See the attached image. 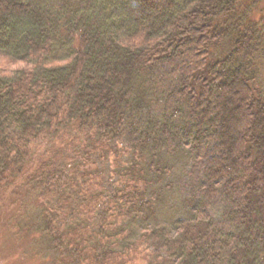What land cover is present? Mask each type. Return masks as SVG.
Instances as JSON below:
<instances>
[{
  "label": "trees",
  "instance_id": "obj_1",
  "mask_svg": "<svg viewBox=\"0 0 264 264\" xmlns=\"http://www.w3.org/2000/svg\"><path fill=\"white\" fill-rule=\"evenodd\" d=\"M258 9L0 0L29 66L0 74V229L55 264H264Z\"/></svg>",
  "mask_w": 264,
  "mask_h": 264
},
{
  "label": "rangeland",
  "instance_id": "obj_2",
  "mask_svg": "<svg viewBox=\"0 0 264 264\" xmlns=\"http://www.w3.org/2000/svg\"><path fill=\"white\" fill-rule=\"evenodd\" d=\"M256 16L257 20L261 18V22H264V12H261L260 9H258ZM258 63H260L258 64L259 78L256 87L264 90V56ZM27 67L29 66L26 63L0 56V74H11L13 71ZM176 174L181 175V172L177 171ZM1 212L2 208L0 207ZM2 220L3 218L0 217V223ZM37 241H39L38 246H35L32 241L28 243L26 237L16 238L15 232L6 226L2 227L0 229V264H55V255L47 249L46 244L43 245L41 239ZM38 250L41 252L37 254ZM139 257L141 256L139 255Z\"/></svg>",
  "mask_w": 264,
  "mask_h": 264
}]
</instances>
